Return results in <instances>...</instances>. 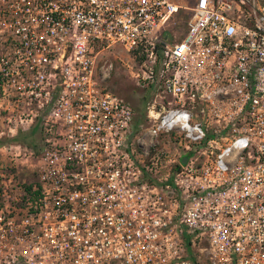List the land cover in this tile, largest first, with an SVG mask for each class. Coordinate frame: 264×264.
I'll return each mask as SVG.
<instances>
[{"label": "built area", "instance_id": "2783aa9c", "mask_svg": "<svg viewBox=\"0 0 264 264\" xmlns=\"http://www.w3.org/2000/svg\"><path fill=\"white\" fill-rule=\"evenodd\" d=\"M115 44L148 125L106 89ZM33 126L0 264H264V0H0V135Z\"/></svg>", "mask_w": 264, "mask_h": 264}, {"label": "rangeland", "instance_id": "374dc122", "mask_svg": "<svg viewBox=\"0 0 264 264\" xmlns=\"http://www.w3.org/2000/svg\"><path fill=\"white\" fill-rule=\"evenodd\" d=\"M177 1L184 6H189L193 2V0ZM189 15V10L181 8L169 20L170 23L165 29L173 41H179L184 35L186 31V21L189 18ZM102 56L107 58L112 63V69L108 80L105 83L106 89L130 104L133 111V121L135 125H148L149 123L145 118V111L146 106L151 101L152 91L144 81L136 78V74L139 73L137 59H135L132 54L125 53L118 44L109 47L102 53ZM8 136L9 135L6 134L0 135V137ZM32 137H34L36 141L37 138L39 139V134L35 131ZM161 141H164V139ZM173 151L174 149L171 147V152ZM27 155V151L24 150L22 146L19 148L6 147L0 151V190L2 187L6 189L9 187V183L6 179L4 180L5 176L11 177L10 183L12 184H18L22 181L23 173L26 172L23 170L24 167H22L23 169H19L21 168L19 163L22 162ZM8 161L11 162L12 165L17 164V169H9ZM5 185H7V187Z\"/></svg>", "mask_w": 264, "mask_h": 264}, {"label": "trees", "instance_id": "16d2710c", "mask_svg": "<svg viewBox=\"0 0 264 264\" xmlns=\"http://www.w3.org/2000/svg\"><path fill=\"white\" fill-rule=\"evenodd\" d=\"M143 55H135V58L137 61H140L142 59ZM35 133V127H30L26 130H18L14 135L8 136V137H0V145L2 144H19L20 146H26L33 151H36L37 148V140L38 138L34 139L33 134ZM33 182H29L27 184H22L24 190L30 191L32 187Z\"/></svg>", "mask_w": 264, "mask_h": 264}, {"label": "water", "instance_id": "95a60500", "mask_svg": "<svg viewBox=\"0 0 264 264\" xmlns=\"http://www.w3.org/2000/svg\"><path fill=\"white\" fill-rule=\"evenodd\" d=\"M185 156H183L182 158H181V162L183 163L184 161H185Z\"/></svg>", "mask_w": 264, "mask_h": 264}]
</instances>
